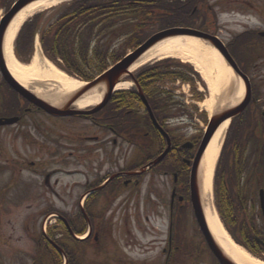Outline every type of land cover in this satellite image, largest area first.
Instances as JSON below:
<instances>
[{"label": "flooded vegetation", "instance_id": "flooded-vegetation-1", "mask_svg": "<svg viewBox=\"0 0 264 264\" xmlns=\"http://www.w3.org/2000/svg\"><path fill=\"white\" fill-rule=\"evenodd\" d=\"M0 1L6 15L13 0ZM212 2L181 0L184 7L198 3L199 10L181 21L188 26L185 28L211 35L219 51L224 48L237 72L247 79L249 101L235 122L248 128V145L262 142L264 135L257 133L264 132V0ZM143 92L149 97L147 89ZM145 109L137 90H122L99 110L94 105L79 115H50L14 90L0 69V118L17 120L0 130L7 133L16 128L14 133L31 154L16 171L30 174V183L40 178L36 187L47 190L63 207L70 205L69 213L57 210L56 221L50 222L49 231L38 239V259L31 264H38L44 255L50 264H83L84 260L91 264H219L197 218V212L203 214L204 210L197 162L202 132L188 137L166 128L173 120L162 119L170 150L153 164L168 149L169 141L157 131ZM247 154L248 165L253 166L247 171H264V152ZM263 186L261 181V188L250 192L248 204L245 200L249 222L264 220ZM254 191H258V200ZM65 192L68 195L62 196ZM47 198L41 196L42 204H53ZM142 199L143 205L152 209L151 219L131 222L130 217L115 215V209L119 212L122 206L137 204L139 208ZM238 202L245 212L244 202L240 198ZM50 216L52 213L45 214L47 220ZM157 221L162 222L158 229ZM253 232L245 243L255 254L264 255V245L258 242L261 237L264 242V236ZM150 234L156 237L150 241L149 251L136 256L129 253L127 240Z\"/></svg>", "mask_w": 264, "mask_h": 264}, {"label": "trees", "instance_id": "trees-1", "mask_svg": "<svg viewBox=\"0 0 264 264\" xmlns=\"http://www.w3.org/2000/svg\"><path fill=\"white\" fill-rule=\"evenodd\" d=\"M154 1L160 2V5H153ZM162 1L165 2L166 0L74 2L68 7L66 15H63L57 24L42 33V46L46 54L54 60L57 56L61 57L68 72L76 73L84 80H92L96 74L103 72L108 67L109 59L113 58L116 60L121 55V53L117 52L110 54L111 42L113 40L122 37L128 32L131 34L128 37V41L131 44H135L148 29L149 26L146 27V23H149L148 21L163 19L166 23L170 21L168 18H182L186 14L190 18L193 16L192 13L195 7L193 4L189 7H184L177 0L176 4L169 6ZM168 14H171V17H168ZM41 19L42 15L35 16L23 26L20 32L17 41V51L25 58L30 57L33 52L34 39L40 27ZM105 39L111 40L110 44H104ZM94 43L95 47L91 50ZM168 63L170 64L149 67L140 72L138 79L141 85L144 88H150L152 85L160 82L162 78L172 76L173 74L175 78H180L185 82H192V79L187 75L184 76L183 73L181 74L172 70L173 67H182L181 64L173 61ZM183 67L199 78L191 67ZM159 94L155 95L153 105L158 118L169 111L165 108L164 103L170 101V97L169 99H163L161 98L162 95ZM185 113V111H179L178 114ZM236 124L238 128L228 138L217 169L216 199L219 208L221 210L229 209L232 216L231 219L236 222L242 231H247V218L238 199H248V196L244 189L240 187L241 178L239 175L232 172L231 165L223 163L225 153L229 150V145L232 146V154L243 150V137L247 133L244 131L242 124L239 122ZM232 161L235 162V159L232 158ZM238 161L241 164V160L239 159Z\"/></svg>", "mask_w": 264, "mask_h": 264}, {"label": "rangeland", "instance_id": "rangeland-1", "mask_svg": "<svg viewBox=\"0 0 264 264\" xmlns=\"http://www.w3.org/2000/svg\"><path fill=\"white\" fill-rule=\"evenodd\" d=\"M209 3L210 5H213L212 0H209ZM2 5L4 4L0 3V18L4 15L5 11L3 8H1ZM67 7L68 4L62 3L58 4V7L54 8V10H51V14H49V16L46 18L47 21L45 22V28L47 29L51 24L56 22L59 15L65 12ZM146 24V27H149L142 34L141 38H147L148 36H150V34H155L164 28L162 27L164 25H158L154 23V21ZM126 34H128V32ZM126 40L127 36H124L121 39H115L112 43V46H114L116 50L119 49L120 52H123V44L125 43L126 51L128 50V48L131 47V42ZM15 46L16 45H14V49ZM35 54L36 51H34L33 55L30 57L29 63L33 60ZM40 55L45 58L43 54ZM16 58L18 59V61H20V63H25L18 56ZM57 63L59 66L62 65V63L60 62ZM168 64L170 63H159L155 61L150 63L146 67L152 65L158 67ZM181 68L182 67H176L175 71H178V73L181 74L183 73L184 76L186 74L189 75V77L193 80L192 84L188 85L182 80L178 81L173 74L172 76L170 75L165 78H162V80H160V82H158L157 85L154 86V91L167 92L171 95L172 100L174 101L170 102V105L173 107V112L174 110L176 111V109H179V107L189 111L192 118L191 116H186L183 118L187 122L181 124V120L177 117L178 120H175L171 125L166 128H171L172 131H174L175 129H179L183 133L187 134L188 137H191L195 134L199 135L201 132L204 133L206 130L210 116L202 104L211 101L212 93L209 89L208 84H206L205 88L196 76L189 73V70L186 71V69ZM221 79L222 80L219 85L220 94L218 95L216 104L213 108L214 114H219L221 111H224L231 107L234 101L232 93L235 92L238 85L237 79L229 77L226 78V76ZM200 93L203 95V102L197 101V97H199L198 94ZM13 130H16V128L7 131V133L6 131L0 130V264H31V261L34 258V243L32 240V236H38V234L41 233V225L42 223L45 224L47 221V218L45 219V214L51 210L56 212L57 210H59L64 213H69L70 205L69 203H67L66 207H63L62 204L56 201L53 195H49L50 193H48L47 190H43L42 192V187H36L37 184H41L40 178H37V182L30 183L29 179L33 178L30 174H27L25 172L19 173L16 171L17 165L23 164V162H27L28 160L26 159V155L31 156V154L28 148L26 149L23 145H21L22 140L20 139L19 134L16 135ZM7 147V151L2 153L1 151L6 150ZM230 147L231 146L229 145V152H231ZM252 147V143L250 142L246 148V152H251ZM11 168H13L12 172ZM215 172L212 183L213 192L215 190L214 183L216 182ZM241 183L244 184V182ZM45 195L46 197H48L47 200L52 201L53 204H42L40 199L41 196L44 197ZM61 195L67 196L68 193L65 192ZM143 199L140 202L139 208L136 207L137 204H134L135 206L130 204L129 206H122L119 208V212L117 211V209H115V215H120L122 217H130L131 222H133L135 218L143 219L144 217H149L151 219L153 217L152 209L151 207L143 205ZM56 216L57 215L52 214V216L48 219L49 223L47 222L46 224L47 232L50 229V221L55 222ZM160 224H162V222L159 221L158 224L157 221L155 223V227L158 229L161 226ZM263 225L264 224L260 222L259 226L263 227ZM155 237L156 236L150 234V237H144L142 239H129L126 242H129V245L131 247H129L130 249L127 250L129 251V253H134L133 256H136L139 253H146V251H149L151 248L149 244L150 241H152ZM235 237L238 239V241L244 243L242 234H236ZM260 256L261 258H264V256ZM42 260H40V264H50L47 261L48 258L45 255L42 256ZM83 264L91 263L84 260Z\"/></svg>", "mask_w": 264, "mask_h": 264}, {"label": "bare ground", "instance_id": "bare-ground-1", "mask_svg": "<svg viewBox=\"0 0 264 264\" xmlns=\"http://www.w3.org/2000/svg\"><path fill=\"white\" fill-rule=\"evenodd\" d=\"M57 4L58 0H43L26 6L10 23L4 39L5 61L15 80L23 87L32 90L36 95L48 101L50 100L55 106L64 104L69 95L84 87L86 83L66 75L50 61L44 59L40 53H36L29 64L20 63L15 58L13 49L17 35L25 21L35 13ZM171 58L192 65L208 84L212 98L211 101L202 105L212 116L214 114L213 108L220 94L221 78L225 76L226 78H234V74L226 66L218 52L203 41L188 36L166 39L148 50L132 66L130 71L135 72L152 62ZM129 87V83H120L116 86V90L120 91ZM103 89L104 86L95 87L78 99L73 106L78 109H85L97 105L101 99ZM232 94L234 101L230 109L237 107L245 98V87L242 81L239 80L237 89ZM229 125L230 120L219 126L203 155L200 165L207 225L220 249L235 264H264L263 261L250 255L231 239L213 207V176Z\"/></svg>", "mask_w": 264, "mask_h": 264}, {"label": "water", "instance_id": "water-1", "mask_svg": "<svg viewBox=\"0 0 264 264\" xmlns=\"http://www.w3.org/2000/svg\"><path fill=\"white\" fill-rule=\"evenodd\" d=\"M34 1H38V0H20L14 6V8L11 10V12L1 21V23H0V69H1L5 79L8 81V83L14 89L21 92V94L26 99H28V101L35 104L39 108L44 109L46 112H48L50 114H60L61 116L81 114L82 113V112H80L81 110H77L76 108H74L72 106V104L75 103L78 99H80V97L82 95L86 94L87 91H90L97 86H104L103 100H102V103L99 105L98 109L102 108L109 101L110 96L112 94V91L116 87V85L125 76L131 75L130 68L148 50H150L156 44H158L159 42H161L165 39H169V38H173V37H177V36L189 35V36H194V37H197V38L202 39L204 41L210 42L214 46V42L212 41V39L209 36L204 35V34L199 33V32H196V31L184 30V29H171V30L163 31V32L153 36L145 44H143L141 47H139L134 53H132L127 58L122 60L120 63L115 65L111 70H109L107 73L102 75L100 78H98L97 80L92 82L89 86H87L86 88H84L80 91H77L76 93H73L69 97L70 101L68 104H66L65 107H55V106L50 105V104L44 102L43 100L39 99L34 94L20 88V86H18V84L16 83V81L12 77L10 71L8 70L7 64L4 60V54H3L4 39H5V35H6L7 29L9 27L11 21L14 19V17L23 8H25L26 6H28L30 3L34 2ZM65 1H92V0H65ZM224 58H225L226 62L228 63V65L234 69V65L231 63V61L228 59V57L226 56ZM142 98L144 99V101L146 103V100H145L143 95H142ZM248 100H249L248 94L246 93L245 98L237 107H235L233 110L226 111V112L222 113L221 115L214 117L212 119V121L210 122V124L208 126L207 133L204 136V139H203L200 151H199V155H198L199 159H197V162H200V164H201L203 155H204L211 139L213 138L214 134L218 130L219 126L222 123L226 122L227 120L234 118L235 116L239 115L247 106ZM69 105H71V109H70V107H68ZM14 122H15V120H0V125L12 124ZM167 152L158 161H156L154 164H156L157 162L162 160L165 157V155L167 154ZM262 203H263V199H262ZM197 218H198L201 230H202V232L206 238V241H207L210 249L212 250L213 254L219 260V262L221 264H235L232 260H230L228 257H226V255L220 249L218 244L215 242L214 237L212 236V234L210 233V230L208 228L204 214H202V213L200 214L199 212H197Z\"/></svg>", "mask_w": 264, "mask_h": 264}]
</instances>
